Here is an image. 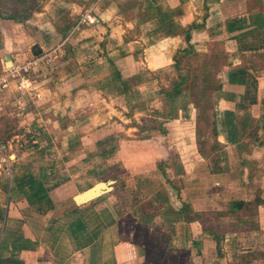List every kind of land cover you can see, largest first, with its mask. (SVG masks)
Returning <instances> with one entry per match:
<instances>
[{
    "label": "crops",
    "instance_id": "crops-1",
    "mask_svg": "<svg viewBox=\"0 0 264 264\" xmlns=\"http://www.w3.org/2000/svg\"><path fill=\"white\" fill-rule=\"evenodd\" d=\"M86 16L93 21L72 32ZM0 33V61L18 48L20 59L30 49L48 56L67 45L70 52L51 76V104L64 119L53 134L41 133L39 150L22 155L28 164L0 203V264H160L152 254L163 233L189 249L182 261L204 264L200 248L193 261L190 253L206 231L185 220L153 140L139 137L142 109L132 104L149 94L144 115L156 104L149 117L164 119L161 91L179 77L174 58L224 57L214 67L216 140L261 169L251 181L264 189V0H49L23 22L0 18ZM90 45L96 55L82 62L77 51ZM99 182L110 190L76 203ZM239 234L225 232V242ZM250 236L238 253L264 264V249ZM236 256L216 264H239Z\"/></svg>",
    "mask_w": 264,
    "mask_h": 264
},
{
    "label": "rangeland",
    "instance_id": "rangeland-1",
    "mask_svg": "<svg viewBox=\"0 0 264 264\" xmlns=\"http://www.w3.org/2000/svg\"><path fill=\"white\" fill-rule=\"evenodd\" d=\"M2 1L6 2V0ZM46 2L37 0L39 8H42ZM12 6L14 5L11 2L0 6L1 19H9ZM80 21L81 18L76 21L72 32L82 28L84 22L80 24ZM66 46L55 50L47 57L37 49H30L27 51L26 59L25 57L20 59L19 56L22 54L20 48L5 54V60L1 55L0 203L2 205L8 199L13 175L24 167L22 155L39 150L41 133L45 131L53 134L57 130L54 125L55 120L64 119L63 115L58 116L60 110H56V104H51L54 97L50 91L56 81L51 77L52 72H56V68H61L62 57L70 55V52L66 51ZM77 53L79 59L84 62L90 55H96V47L90 45ZM223 59L222 56L199 57L182 63L181 66L186 70L184 74L187 76L184 91L178 98V104L175 105L172 114L166 115L164 119L149 117L156 114L154 113L156 104L150 108L151 115L146 112L144 115V99L149 94L141 96L137 103L132 104V108H137L138 112L142 109V113L138 115L139 137L153 140L157 161L168 176L170 183L168 187L170 185L172 191L178 193L182 207L184 204L190 206V216L198 220L195 222L200 221L205 228L210 229L203 237L197 239L204 264H216L223 254L234 252H237L236 259L239 260V264H249L251 258L241 257L238 252L247 248V238L251 234L253 237H249L252 239L250 242L264 249V206L261 202L264 198V189L252 187L251 181L252 175L261 179L263 174L260 173L261 169L247 162L246 154L241 151L238 153L236 148L222 150L216 140V131L214 132L212 128L215 108L213 91L217 84L214 79V67L220 65ZM28 61H36V63L27 65ZM102 68L103 65L98 63L97 71L101 72ZM44 74L48 77H44ZM47 115H50L49 121L45 125L40 124V117ZM30 136L38 142L33 143ZM248 144L249 142L246 141L239 147L246 151ZM15 155L19 158L15 159ZM36 155H32L33 158ZM25 163L28 164L26 161ZM243 200H246L244 206L247 208L243 207L245 210L233 213L231 211L233 201ZM232 230H238L240 234L229 235L228 241L225 242V232ZM157 242L152 254L153 261L160 264H186L188 256H184L185 260L182 261V255L188 248H184L185 246L178 248L176 240L165 233L157 236ZM216 248L218 252H215ZM191 251L190 260L193 261L197 251L193 246ZM260 254L256 256L255 261L262 259ZM192 264L195 262L193 261Z\"/></svg>",
    "mask_w": 264,
    "mask_h": 264
},
{
    "label": "trees",
    "instance_id": "trees-1",
    "mask_svg": "<svg viewBox=\"0 0 264 264\" xmlns=\"http://www.w3.org/2000/svg\"><path fill=\"white\" fill-rule=\"evenodd\" d=\"M41 1H48V0H41ZM65 1H71V0H65ZM7 3L11 2L13 3L14 6H12L13 8H10V16L9 19L14 20L16 22H23L26 19H28L30 16H32V14L34 12H39L41 11V7L39 8L38 4H37V0H6ZM6 2H3L2 0H0V6H2L3 4H5ZM174 63H175V69L179 74L178 80H176L173 85L170 87V89H165L162 90V96L165 99V106L167 108V116L171 115L172 112L174 111V108L176 104H178L177 100L178 98L182 95L183 93V88L186 84L187 81V76L186 74H184V69L181 66L183 63V59L181 58V55L176 56L174 58ZM186 71V70H185ZM212 128L213 131L215 132V123H212ZM244 207V201H233V203L231 204V211L232 212H238L240 210H242ZM182 213L184 215V218L187 222H195L198 220L192 218L191 215V208L190 206H188L187 204H184V206L182 207ZM199 223L201 224V222L199 221ZM202 229L204 231L210 230L207 229L203 226V224H201ZM195 248L198 250L199 252V248H200V243L198 240H195L193 242Z\"/></svg>",
    "mask_w": 264,
    "mask_h": 264
},
{
    "label": "water",
    "instance_id": "water-1",
    "mask_svg": "<svg viewBox=\"0 0 264 264\" xmlns=\"http://www.w3.org/2000/svg\"><path fill=\"white\" fill-rule=\"evenodd\" d=\"M37 46H34L33 49H35ZM110 190V186L109 183L106 182H99L97 184H95L93 187L89 188L88 190L77 194L74 197V200L76 201V203H84L88 200H91L93 198H96L102 194H104L105 192H108Z\"/></svg>",
    "mask_w": 264,
    "mask_h": 264
},
{
    "label": "built area",
    "instance_id": "built-area-1",
    "mask_svg": "<svg viewBox=\"0 0 264 264\" xmlns=\"http://www.w3.org/2000/svg\"><path fill=\"white\" fill-rule=\"evenodd\" d=\"M100 0H96V2H99ZM93 21V19H91L90 17H87L86 16V18L85 17H82V19H81V21H80V24H82L83 22H92ZM79 24V25H80ZM45 57H47V56H45ZM32 63H36V61H28L27 62V65H30V64H32Z\"/></svg>",
    "mask_w": 264,
    "mask_h": 264
}]
</instances>
